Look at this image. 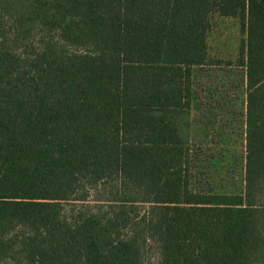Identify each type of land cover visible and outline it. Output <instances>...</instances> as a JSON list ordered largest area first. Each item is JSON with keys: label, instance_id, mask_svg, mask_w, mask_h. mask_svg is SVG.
Returning a JSON list of instances; mask_svg holds the SVG:
<instances>
[{"label": "trees", "instance_id": "trees-1", "mask_svg": "<svg viewBox=\"0 0 264 264\" xmlns=\"http://www.w3.org/2000/svg\"><path fill=\"white\" fill-rule=\"evenodd\" d=\"M215 15L241 22L236 61L211 57ZM151 248L264 264V0H0V264Z\"/></svg>", "mask_w": 264, "mask_h": 264}, {"label": "rangeland", "instance_id": "rangeland-1", "mask_svg": "<svg viewBox=\"0 0 264 264\" xmlns=\"http://www.w3.org/2000/svg\"><path fill=\"white\" fill-rule=\"evenodd\" d=\"M244 37L245 36L241 32V22L239 19L220 17L218 15H215L212 18V29L209 32L207 38V44L209 46L211 57L214 59H221L223 61H236L239 56V50L241 47L242 39ZM229 69V66L222 64L221 67L212 66L206 68V73H204L205 70L201 72V88L199 89L200 102L198 103L199 108H197V110H195L194 112L196 122L193 126V132L195 134L199 135L204 131V126L199 123V119H203L202 117L206 115L207 107L210 106V104L213 105L214 101L220 98L222 94L224 95V92H221L220 90H227L225 84L228 82L227 74H229ZM232 71V73L237 72V78H239L238 71ZM235 75L229 78L235 79ZM213 84H215L217 89L221 92V95L220 93L216 95L211 92V85ZM240 102L241 101L239 100V104ZM199 104L201 105V107ZM218 114V120H221V122L226 120V112L218 111ZM226 132V134L229 135V129L226 130ZM156 262V250L154 248L148 249L144 264H156Z\"/></svg>", "mask_w": 264, "mask_h": 264}]
</instances>
